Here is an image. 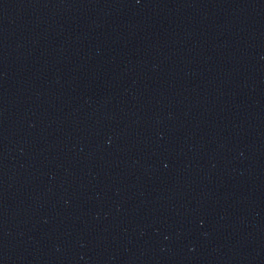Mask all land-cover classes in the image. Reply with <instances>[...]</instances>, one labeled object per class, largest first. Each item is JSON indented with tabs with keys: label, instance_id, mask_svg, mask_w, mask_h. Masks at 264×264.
Returning a JSON list of instances; mask_svg holds the SVG:
<instances>
[{
	"label": "water",
	"instance_id": "95a60500",
	"mask_svg": "<svg viewBox=\"0 0 264 264\" xmlns=\"http://www.w3.org/2000/svg\"><path fill=\"white\" fill-rule=\"evenodd\" d=\"M0 264H264V0H0Z\"/></svg>",
	"mask_w": 264,
	"mask_h": 264
}]
</instances>
